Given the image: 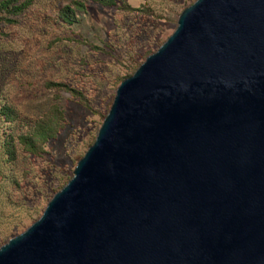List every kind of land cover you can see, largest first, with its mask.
<instances>
[{
	"label": "water",
	"instance_id": "water-1",
	"mask_svg": "<svg viewBox=\"0 0 264 264\" xmlns=\"http://www.w3.org/2000/svg\"><path fill=\"white\" fill-rule=\"evenodd\" d=\"M0 264H264V0H194Z\"/></svg>",
	"mask_w": 264,
	"mask_h": 264
},
{
	"label": "rangeland",
	"instance_id": "rangeland-1",
	"mask_svg": "<svg viewBox=\"0 0 264 264\" xmlns=\"http://www.w3.org/2000/svg\"><path fill=\"white\" fill-rule=\"evenodd\" d=\"M3 1L0 245L70 179L117 85L194 0H9L8 8Z\"/></svg>",
	"mask_w": 264,
	"mask_h": 264
},
{
	"label": "trees",
	"instance_id": "trees-1",
	"mask_svg": "<svg viewBox=\"0 0 264 264\" xmlns=\"http://www.w3.org/2000/svg\"><path fill=\"white\" fill-rule=\"evenodd\" d=\"M8 2H9V0H4V1H3V5H2V7H4V8H8V5H9ZM13 8H14V9H17V8L14 7V6H13Z\"/></svg>",
	"mask_w": 264,
	"mask_h": 264
}]
</instances>
